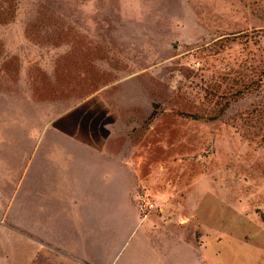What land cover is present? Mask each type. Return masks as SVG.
I'll list each match as a JSON object with an SVG mask.
<instances>
[{
  "label": "rangeland",
  "instance_id": "obj_1",
  "mask_svg": "<svg viewBox=\"0 0 264 264\" xmlns=\"http://www.w3.org/2000/svg\"><path fill=\"white\" fill-rule=\"evenodd\" d=\"M59 117L106 211L54 238L0 214V264H264V0H0L1 196Z\"/></svg>",
  "mask_w": 264,
  "mask_h": 264
},
{
  "label": "crops",
  "instance_id": "obj_2",
  "mask_svg": "<svg viewBox=\"0 0 264 264\" xmlns=\"http://www.w3.org/2000/svg\"><path fill=\"white\" fill-rule=\"evenodd\" d=\"M56 122L53 131L38 138L27 133L12 144V153L19 152L12 156V164L17 161L24 167L0 195V214L28 236L54 238L66 232L75 236L78 220L90 221L99 203L103 210L102 198L106 211V155L76 133L72 117H59ZM120 181L124 188L122 173ZM93 190L102 196L100 201L92 197Z\"/></svg>",
  "mask_w": 264,
  "mask_h": 264
}]
</instances>
